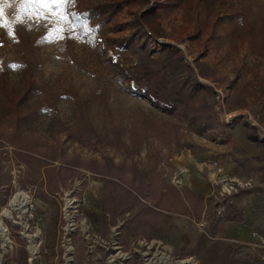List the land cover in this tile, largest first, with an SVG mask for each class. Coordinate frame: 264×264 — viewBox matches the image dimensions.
<instances>
[{
  "label": "rangeland",
  "instance_id": "1",
  "mask_svg": "<svg viewBox=\"0 0 264 264\" xmlns=\"http://www.w3.org/2000/svg\"><path fill=\"white\" fill-rule=\"evenodd\" d=\"M8 2L12 7L4 8L0 23L11 25L15 38L0 27V133L13 135L22 148L0 138L1 164L8 180L0 187V264H218L224 261L215 255L220 245L231 254L225 259L229 263L244 250L237 264H264V235L252 242L222 243L219 232L230 221L223 222L214 236L208 235L210 222L225 212L226 197L241 190L264 195V173L256 168L264 161L252 159V151L238 146L234 138L240 127L247 136L246 122L256 125L264 137V44L262 38L249 33L236 1L149 0L164 34L160 42L176 45L194 67L222 123L202 134L185 128L176 134L168 126L175 136L172 154L147 132L173 117L138 94L128 79L129 68L137 63L128 44L142 43L154 57L163 54L161 43L151 35L155 23L144 26L137 20L147 2L81 0L77 13L85 16L90 34L80 32L75 23L72 31L62 33L63 39L52 42L46 37L53 25L45 27L47 21L37 24L31 20L27 25L13 23L21 9L15 7L18 0ZM155 118L160 119L158 123ZM116 126L123 129L127 146L131 132L139 133L138 149L131 151L128 161L147 171L151 183L158 178L165 187L182 190L188 182L194 190L222 200L220 206L210 214L204 211L201 221L192 212L174 213L169 222L143 229L139 227L143 217H139L135 230L126 234L119 231L123 221L118 217V224L103 236L96 219L106 216L100 197L106 182L87 165L103 157L120 161L121 155L102 137ZM179 138L191 147L179 148ZM254 145L257 155L261 149ZM19 150L50 163V170L42 168V183L27 181L28 165L16 153ZM242 150L253 166L244 168L234 161L243 156ZM185 157H207L202 159L208 163L219 160V174L214 173L210 181L203 170L204 177L193 175L189 181L183 168L176 169ZM62 166L75 171L62 170ZM229 183L237 188L231 194L223 192ZM252 192L232 199L240 205ZM5 208L9 215L3 213ZM203 233L209 239L200 253L196 245ZM32 239L38 245L37 253L30 249Z\"/></svg>",
  "mask_w": 264,
  "mask_h": 264
},
{
  "label": "trees",
  "instance_id": "2",
  "mask_svg": "<svg viewBox=\"0 0 264 264\" xmlns=\"http://www.w3.org/2000/svg\"><path fill=\"white\" fill-rule=\"evenodd\" d=\"M80 1L76 0L75 6L70 11L75 14L73 19L80 32L89 35L91 28L85 22V16L77 13ZM143 1L147 2V7L137 16V20L141 25L154 22L155 27H150L151 35L157 42H160V38L164 34L159 31L157 13L149 0ZM235 1L240 19H246L250 26L249 33L253 37L262 38L264 44V0ZM15 7L21 9L20 0L15 4ZM26 9L32 10L30 7ZM82 24L87 27H81ZM160 43L163 54L159 57H154L142 43L128 44L130 53L137 58V63L128 70V79L133 81L135 91L138 94L151 99L157 106L173 117L161 121L162 123L157 124L154 129L147 132L148 137L165 144L170 150L169 153L172 154V141L175 136L173 137L168 131V126H172L176 134L180 130L182 132L183 128L202 134L210 129L220 127L222 123L214 104L207 99L208 91L203 83L199 81L194 67L185 60L184 55L176 45L168 41ZM200 70L203 75V69ZM26 92L27 90L22 94L25 96ZM16 120H18L17 117ZM158 120L160 119L155 118L153 121L158 123ZM246 126L248 139L255 142L261 149L259 154L252 156V159L262 162L264 161V137L258 134L256 125L246 122ZM122 135L123 129H120L119 126L102 135L106 143L117 154L121 155L122 158L119 162L115 161L114 158L103 157L102 160L91 159V164L87 165L90 171L100 174L106 182L105 187L100 191L102 207L106 216L96 219L103 236L107 237L110 227L118 224V217H122L123 221L119 231L121 234H126L135 230L134 222L139 217H143V221L139 224V227L143 229L156 222H169L174 213L186 214L192 212L196 221H201L204 211L210 214L220 206L222 200H215L213 195L194 190L190 186H184L182 190H171L165 187L158 178L154 183H151L147 171H142L134 163L128 161L131 151L138 149L140 143L139 133L135 130L131 132L130 146L124 144ZM0 138H5L18 149L22 148L13 135L0 133ZM182 142L179 138L177 141L179 148H183L185 145L191 147L189 142ZM242 152L244 157H234V161H237L244 168L253 166L251 157H247L245 150H242ZM16 153L28 165L27 181L30 183L40 181L42 183L44 174L42 168L46 166L45 169L50 170L52 167L51 165V167L48 166L50 163L32 153H23L21 150ZM44 156L50 159L58 158V155ZM156 168L157 165L154 170ZM256 168L264 173V165H259ZM63 169H69V166H62ZM69 170L75 171V168ZM6 177L7 175L3 173L0 158V187L8 181ZM150 187L151 190L149 191ZM51 190L54 191V189ZM250 192L252 190H241L239 193H234L231 197L225 198V212L217 221L210 222L212 229L208 230L209 236H214L225 221L242 222L245 220L244 209L239 207L238 201L232 198ZM148 202H151L153 206ZM208 235L203 233L198 240L196 250L200 253L203 251L207 239H209Z\"/></svg>",
  "mask_w": 264,
  "mask_h": 264
},
{
  "label": "crops",
  "instance_id": "3",
  "mask_svg": "<svg viewBox=\"0 0 264 264\" xmlns=\"http://www.w3.org/2000/svg\"><path fill=\"white\" fill-rule=\"evenodd\" d=\"M234 138L237 144H239L238 146L246 150L250 149L252 151L250 156L255 155L256 151L254 147L255 146L254 142L248 139V137L246 136V131L244 130L243 127H240L235 131ZM202 158L203 157H200L198 159L197 158L191 159L189 157L188 158L185 157L183 160L184 162H182L183 164L176 165L177 166L176 169L183 168L185 170V173L187 174L186 175L187 180H189V178H191L193 175L199 176L200 178L204 177L203 176L204 173L202 171L205 170V173L207 174V178L211 181L212 177H215V175L217 176L219 174L221 163L219 162V160L216 159H214L213 162L208 163L205 160H203L207 157H204L203 159ZM174 164H177V161H175ZM199 164H202V166L198 167ZM188 165H190V167H192L191 165H193L194 167L191 169L189 173H187L189 170ZM196 178L197 177H195V179ZM200 182H203V180L200 179ZM186 184H188L189 186L188 182ZM239 206L244 209L245 220L242 222H238V221L228 222L219 232V238L222 243L224 242V240H231L235 242L237 241L252 242L258 240L261 237V234L264 235V195L260 193L258 194L256 192L255 193L252 192V195L249 198H244L240 202ZM219 244H217V246ZM220 246H221V250L216 252L215 255H217L218 258H222L224 261L223 263L221 262L218 264H237L242 259V257L245 256L244 250L242 251L240 250L238 252V257L235 260L233 259L232 256L234 262L229 263L228 261H225V259H227V256L231 257V254L229 252L225 253L226 251L225 246L223 245ZM245 248L246 247L242 249ZM206 254L208 256L212 255L211 249H208L206 251Z\"/></svg>",
  "mask_w": 264,
  "mask_h": 264
},
{
  "label": "snow or ice",
  "instance_id": "4",
  "mask_svg": "<svg viewBox=\"0 0 264 264\" xmlns=\"http://www.w3.org/2000/svg\"><path fill=\"white\" fill-rule=\"evenodd\" d=\"M76 0H20L21 11L16 15L13 23L18 25H27L28 21H34L39 24L41 21H47L44 24L45 27L53 25L49 28V35L46 37L48 42H52L55 38L63 39V32L72 31L75 27V21L70 19L75 14L70 11L75 6ZM0 19L4 16V8L12 7V3L8 0H0ZM30 7L32 11L26 12V8ZM30 27V25H28ZM86 28V25H80ZM0 27H6L9 32V36L15 38V34L12 31L11 25L0 23ZM13 68H19V65H12Z\"/></svg>",
  "mask_w": 264,
  "mask_h": 264
},
{
  "label": "bare ground",
  "instance_id": "5",
  "mask_svg": "<svg viewBox=\"0 0 264 264\" xmlns=\"http://www.w3.org/2000/svg\"><path fill=\"white\" fill-rule=\"evenodd\" d=\"M16 202V197L14 199H12V201L10 202L11 205ZM3 213L9 215L10 214V210L8 208H5ZM30 249L33 253H37L38 252V245L35 242V239H32V244L30 245ZM3 260H0V263H2Z\"/></svg>",
  "mask_w": 264,
  "mask_h": 264
},
{
  "label": "built area",
  "instance_id": "6",
  "mask_svg": "<svg viewBox=\"0 0 264 264\" xmlns=\"http://www.w3.org/2000/svg\"><path fill=\"white\" fill-rule=\"evenodd\" d=\"M235 189L237 190V188H235L234 184L229 183L228 187L226 189L223 188V192H227L228 194H231Z\"/></svg>",
  "mask_w": 264,
  "mask_h": 264
}]
</instances>
